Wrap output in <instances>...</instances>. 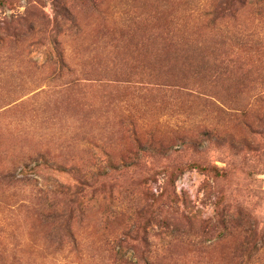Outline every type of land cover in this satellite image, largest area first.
<instances>
[{"label": "rangeland", "instance_id": "374dc122", "mask_svg": "<svg viewBox=\"0 0 264 264\" xmlns=\"http://www.w3.org/2000/svg\"><path fill=\"white\" fill-rule=\"evenodd\" d=\"M0 264H264V0H0Z\"/></svg>", "mask_w": 264, "mask_h": 264}, {"label": "trees", "instance_id": "16d2710c", "mask_svg": "<svg viewBox=\"0 0 264 264\" xmlns=\"http://www.w3.org/2000/svg\"><path fill=\"white\" fill-rule=\"evenodd\" d=\"M76 194L79 196V191H77Z\"/></svg>", "mask_w": 264, "mask_h": 264}]
</instances>
